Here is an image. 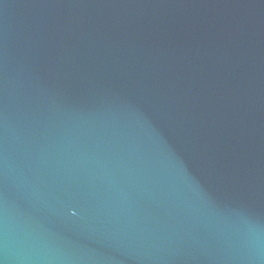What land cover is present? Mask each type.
<instances>
[{
    "label": "water",
    "instance_id": "water-1",
    "mask_svg": "<svg viewBox=\"0 0 264 264\" xmlns=\"http://www.w3.org/2000/svg\"><path fill=\"white\" fill-rule=\"evenodd\" d=\"M0 264H264V0H0Z\"/></svg>",
    "mask_w": 264,
    "mask_h": 264
}]
</instances>
